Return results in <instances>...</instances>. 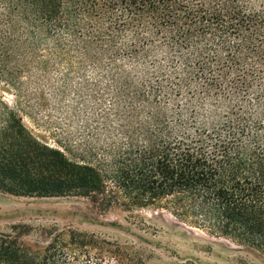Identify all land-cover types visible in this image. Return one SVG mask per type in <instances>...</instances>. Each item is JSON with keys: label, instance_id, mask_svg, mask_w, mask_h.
<instances>
[{"label": "trees", "instance_id": "1", "mask_svg": "<svg viewBox=\"0 0 264 264\" xmlns=\"http://www.w3.org/2000/svg\"><path fill=\"white\" fill-rule=\"evenodd\" d=\"M49 106L92 137L51 145L28 125ZM109 184L264 252V0H0V192ZM75 246L0 233V264H104Z\"/></svg>", "mask_w": 264, "mask_h": 264}, {"label": "rangeland", "instance_id": "2", "mask_svg": "<svg viewBox=\"0 0 264 264\" xmlns=\"http://www.w3.org/2000/svg\"><path fill=\"white\" fill-rule=\"evenodd\" d=\"M53 108L43 112L47 130L28 122L51 145L56 146L55 134H72L74 140L92 137L85 128V112L70 123ZM111 189L109 184L106 195L91 197H16L0 192V233L11 235L36 257L54 240L69 244L75 237L90 244L76 248L104 264H264V252L184 222L166 209L171 208L166 202L136 206L124 198L112 199Z\"/></svg>", "mask_w": 264, "mask_h": 264}, {"label": "snow or ice", "instance_id": "3", "mask_svg": "<svg viewBox=\"0 0 264 264\" xmlns=\"http://www.w3.org/2000/svg\"><path fill=\"white\" fill-rule=\"evenodd\" d=\"M237 84H243V79L242 77L237 81ZM226 86V85H225ZM235 86V85H234Z\"/></svg>", "mask_w": 264, "mask_h": 264}]
</instances>
